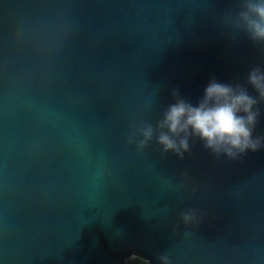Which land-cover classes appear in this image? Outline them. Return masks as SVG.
Wrapping results in <instances>:
<instances>
[{
    "label": "water",
    "instance_id": "obj_1",
    "mask_svg": "<svg viewBox=\"0 0 264 264\" xmlns=\"http://www.w3.org/2000/svg\"><path fill=\"white\" fill-rule=\"evenodd\" d=\"M241 4L0 0V264H264V150L129 143L174 89L195 103L264 69Z\"/></svg>",
    "mask_w": 264,
    "mask_h": 264
},
{
    "label": "clouds",
    "instance_id": "obj_2",
    "mask_svg": "<svg viewBox=\"0 0 264 264\" xmlns=\"http://www.w3.org/2000/svg\"><path fill=\"white\" fill-rule=\"evenodd\" d=\"M232 23L254 43H264V0H242L241 10ZM249 87L256 95L250 94ZM172 97L173 102L162 112L156 126L144 125L139 129L142 139L133 136L129 143L143 149L155 138L164 153L171 152L181 160L190 151L193 140L199 141L210 154L230 160L264 150V135H256L261 115L258 105L264 102V69L251 68L246 86L212 78L195 103L175 89ZM181 219L188 225L196 220V213L189 210ZM160 261L171 264L166 256H161ZM125 264H151V261L132 252L125 258Z\"/></svg>",
    "mask_w": 264,
    "mask_h": 264
}]
</instances>
